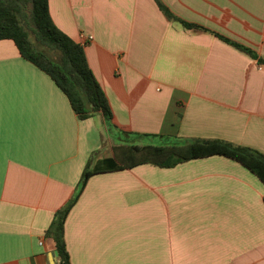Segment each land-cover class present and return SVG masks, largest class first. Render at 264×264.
I'll return each mask as SVG.
<instances>
[{"label": "crops", "instance_id": "obj_1", "mask_svg": "<svg viewBox=\"0 0 264 264\" xmlns=\"http://www.w3.org/2000/svg\"><path fill=\"white\" fill-rule=\"evenodd\" d=\"M159 1L173 17L157 0H48L56 26L83 46L113 127L100 112L79 119L0 39V264H50L54 212L88 162L158 146L134 138L221 139L264 153V0ZM65 240L70 264H264V183L219 154L97 172Z\"/></svg>", "mask_w": 264, "mask_h": 264}, {"label": "trees", "instance_id": "obj_2", "mask_svg": "<svg viewBox=\"0 0 264 264\" xmlns=\"http://www.w3.org/2000/svg\"><path fill=\"white\" fill-rule=\"evenodd\" d=\"M157 3L167 16L173 17L159 0ZM182 22L189 27L196 26ZM222 38L255 56L251 49ZM0 39H11L23 58L54 81L68 98L79 119L100 112L106 126H114L106 95L87 62L83 46L56 26L49 13L48 0H0ZM258 60L264 62L262 58ZM119 151L118 157H106L93 165L88 162L76 192L54 212L45 236L54 241L57 264H70L65 240V219L86 180L94 173L120 170L139 163L170 167L186 160L219 154L242 163L264 183V153L226 140L197 138L185 144L172 142L164 146L129 145Z\"/></svg>", "mask_w": 264, "mask_h": 264}, {"label": "rangeland", "instance_id": "obj_3", "mask_svg": "<svg viewBox=\"0 0 264 264\" xmlns=\"http://www.w3.org/2000/svg\"><path fill=\"white\" fill-rule=\"evenodd\" d=\"M122 138H124V135H121ZM133 138V137H131ZM125 139V138H124ZM133 139H127V140H133L135 143L137 144H142V145H147V144H154V145H158V146H164L166 143L164 141H162L160 138H155V137H141V138H134ZM124 144H127V141H123ZM120 156V151L116 150V155L115 157Z\"/></svg>", "mask_w": 264, "mask_h": 264}, {"label": "water", "instance_id": "obj_4", "mask_svg": "<svg viewBox=\"0 0 264 264\" xmlns=\"http://www.w3.org/2000/svg\"><path fill=\"white\" fill-rule=\"evenodd\" d=\"M56 251L51 253V260H50V264H55V259H54V255H56Z\"/></svg>", "mask_w": 264, "mask_h": 264}, {"label": "built area", "instance_id": "obj_5", "mask_svg": "<svg viewBox=\"0 0 264 264\" xmlns=\"http://www.w3.org/2000/svg\"><path fill=\"white\" fill-rule=\"evenodd\" d=\"M88 38L90 39L91 37L89 36ZM39 243H41V241H39Z\"/></svg>", "mask_w": 264, "mask_h": 264}]
</instances>
